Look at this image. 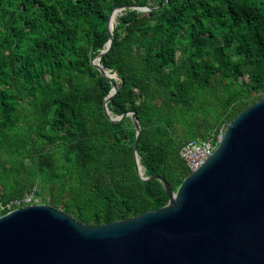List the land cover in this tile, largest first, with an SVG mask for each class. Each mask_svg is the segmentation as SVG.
Returning <instances> with one entry per match:
<instances>
[{
	"label": "trees",
	"instance_id": "trees-1",
	"mask_svg": "<svg viewBox=\"0 0 264 264\" xmlns=\"http://www.w3.org/2000/svg\"><path fill=\"white\" fill-rule=\"evenodd\" d=\"M0 0V204L43 203L85 225L166 205L183 144L264 97V0ZM134 7H147L139 11ZM124 8L112 29L106 23ZM134 112L140 129L135 170Z\"/></svg>",
	"mask_w": 264,
	"mask_h": 264
},
{
	"label": "water",
	"instance_id": "water-1",
	"mask_svg": "<svg viewBox=\"0 0 264 264\" xmlns=\"http://www.w3.org/2000/svg\"><path fill=\"white\" fill-rule=\"evenodd\" d=\"M166 0L163 1V5ZM108 41L91 61L98 63ZM149 11L147 7H134ZM133 155L141 177L136 146L140 135L134 112ZM141 180L147 178L141 177ZM166 205L137 217L91 226L46 204H31L0 217V264H264V97L236 115L210 157L172 191L161 177Z\"/></svg>",
	"mask_w": 264,
	"mask_h": 264
},
{
	"label": "built area",
	"instance_id": "built-area-1",
	"mask_svg": "<svg viewBox=\"0 0 264 264\" xmlns=\"http://www.w3.org/2000/svg\"><path fill=\"white\" fill-rule=\"evenodd\" d=\"M224 130L209 134L205 139H196L186 142L179 150V156L184 160L189 173L198 169L212 154L217 144L222 138ZM27 201H30L28 199ZM24 199L12 200L5 204H0V217L14 209L21 208L29 204Z\"/></svg>",
	"mask_w": 264,
	"mask_h": 264
},
{
	"label": "rangeland",
	"instance_id": "rangeland-1",
	"mask_svg": "<svg viewBox=\"0 0 264 264\" xmlns=\"http://www.w3.org/2000/svg\"><path fill=\"white\" fill-rule=\"evenodd\" d=\"M115 25H116V23H115ZM35 190L39 194L34 195V194L30 193L25 197V200L27 201L28 199H30V201H27L29 204H44L43 202L46 201V194H45L44 189L37 187V188H35Z\"/></svg>",
	"mask_w": 264,
	"mask_h": 264
},
{
	"label": "bare ground",
	"instance_id": "bare-ground-1",
	"mask_svg": "<svg viewBox=\"0 0 264 264\" xmlns=\"http://www.w3.org/2000/svg\"><path fill=\"white\" fill-rule=\"evenodd\" d=\"M119 14H120V11H115L110 16V20H109L110 29H113V27H114V25L116 23V20H117V17H118Z\"/></svg>",
	"mask_w": 264,
	"mask_h": 264
}]
</instances>
